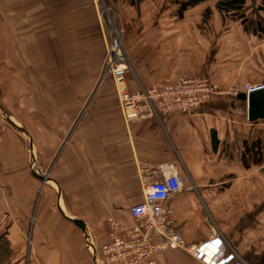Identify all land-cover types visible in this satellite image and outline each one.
Here are the masks:
<instances>
[{
    "label": "crops",
    "instance_id": "1",
    "mask_svg": "<svg viewBox=\"0 0 264 264\" xmlns=\"http://www.w3.org/2000/svg\"><path fill=\"white\" fill-rule=\"evenodd\" d=\"M108 1L133 51L130 91L202 76L217 92L187 113L129 121L112 80L94 92L106 42L99 0H0V264H94L107 219L132 222L129 207L143 197L140 164H174L181 174L167 205L187 244L215 230L245 261L263 264L264 118L249 121L242 98L243 86L264 84L259 0H245L247 21L230 24L216 9L210 19L177 18L164 0ZM155 259L203 264L181 249Z\"/></svg>",
    "mask_w": 264,
    "mask_h": 264
},
{
    "label": "built area",
    "instance_id": "2",
    "mask_svg": "<svg viewBox=\"0 0 264 264\" xmlns=\"http://www.w3.org/2000/svg\"><path fill=\"white\" fill-rule=\"evenodd\" d=\"M120 49L122 41H112L105 50L103 64L110 70L119 104L129 121L159 119L160 114L171 111L187 113L207 103L217 92V85L202 76H181L130 91L125 84L129 64L124 62ZM258 87H248L245 93ZM138 171L143 197L129 207L132 222L121 225L112 217L107 219L109 233L94 264H156V255L171 249H181L203 264H247L215 230L201 243L189 245L174 229L167 202L183 187V178L174 164H140Z\"/></svg>",
    "mask_w": 264,
    "mask_h": 264
},
{
    "label": "rangeland",
    "instance_id": "3",
    "mask_svg": "<svg viewBox=\"0 0 264 264\" xmlns=\"http://www.w3.org/2000/svg\"><path fill=\"white\" fill-rule=\"evenodd\" d=\"M173 1L174 0H164L163 4H160V6H161V8H163L165 10H169V12L171 14H173L174 8L177 6V3L173 2ZM206 5H209L211 8H206ZM99 6L101 7V12H102V14H103V16L105 18L103 20H104L105 26H106V28L104 27V31L106 33L105 35H106V41L107 42H105L104 51L111 45L112 41L114 42L115 39L119 43H120V41H122L123 49H120V50L122 51V54L124 56V62L129 64V69H128L127 73H131L133 71V63L131 61V54H132L133 51L128 49L126 47L125 43L123 42V38L125 39V37L127 36L124 33L125 32V26H124L125 19L121 18V17H118L119 16L118 11H120V9H119L117 4H115L113 2L110 4V2L108 0H99ZM209 9H212V10L216 9L215 8V4H214V0H209L208 3L200 2V3L194 4V5L190 6L189 8H187V10L185 12L187 13L186 15H188V16H190V15L191 16L192 15L193 16H197V14L199 12H201V16L203 18H209V15H208L209 14ZM204 12H205V14H204ZM224 17L227 20V24H230V23H233V22H238L241 19V18H238L237 16H232V15H226V16H223V18ZM212 20H214V19L212 18ZM243 20L245 21L246 18L243 19ZM245 25L246 26H251L249 22H246ZM117 35H118V38L116 37ZM130 36H132V35H130ZM107 37H108V39H107ZM133 38H134V41H135L136 39L139 38V35H137V36L133 35ZM103 63L104 62H102V64H101V70H100V73H99V78H98V80H97V82L95 84L94 92L96 90L101 89L102 86H104V84H105V82L107 80H109V79L112 80L111 73H109L110 70L106 69ZM20 69H21V67H20ZM21 73H23V72H21ZM25 83H27V82H25ZM31 85H33V84H31ZM35 87H36L35 89L37 91H39L38 87H41V85L40 86L35 85ZM20 88H21V91L24 90V86H23L22 83H21V87ZM242 88H244V91H246L248 86L245 85ZM258 88H261V87H258ZM24 100L27 102L30 99H26L25 98ZM33 101H34V99H33ZM21 103H23V102H21ZM21 103H20V100H19V105L23 106L24 104H21ZM20 109H22V108H20ZM22 113H24V111H17L16 112V114H18L20 116V118L23 117L24 123L26 124L27 116L26 115L23 116ZM21 135L26 139V135H24V134H21ZM39 164L42 166L43 170H47L48 169L47 166L49 165V162H47V163L40 162ZM260 172H261V187H263V189H264V148L263 147H261V152H260ZM38 189H39V187H38ZM37 193H38V191H37ZM5 229H7V227H5ZM26 230L23 231L24 232L23 237H28V232ZM245 262L247 264H258L256 261H253V260H251L250 262L249 261H245Z\"/></svg>",
    "mask_w": 264,
    "mask_h": 264
},
{
    "label": "trees",
    "instance_id": "4",
    "mask_svg": "<svg viewBox=\"0 0 264 264\" xmlns=\"http://www.w3.org/2000/svg\"><path fill=\"white\" fill-rule=\"evenodd\" d=\"M115 1V0H114ZM131 2V0H128ZM209 0H174L173 2L177 3V6L174 8L173 16L177 18H181L183 13L190 6L205 2ZM136 4L140 3L141 0H134ZM215 8L222 13L223 16L232 15L245 19L244 15L240 12L242 10L243 5L245 4V0H214ZM257 9L262 13L264 18V0H259V4ZM258 31H264V26L257 24ZM256 162V160H255ZM260 262L264 264V254L260 257Z\"/></svg>",
    "mask_w": 264,
    "mask_h": 264
},
{
    "label": "water",
    "instance_id": "5",
    "mask_svg": "<svg viewBox=\"0 0 264 264\" xmlns=\"http://www.w3.org/2000/svg\"><path fill=\"white\" fill-rule=\"evenodd\" d=\"M242 98H247V117L249 121H255L264 118V84L261 88L250 91L247 94L242 95ZM20 130L24 131L21 127ZM42 181L44 177H38ZM73 223L79 226L83 230L82 222L79 219H70Z\"/></svg>",
    "mask_w": 264,
    "mask_h": 264
},
{
    "label": "bare ground",
    "instance_id": "6",
    "mask_svg": "<svg viewBox=\"0 0 264 264\" xmlns=\"http://www.w3.org/2000/svg\"><path fill=\"white\" fill-rule=\"evenodd\" d=\"M104 29V28H103ZM106 34V33H105ZM107 39H108V37H107ZM107 42V41H106ZM107 44V43H106ZM105 53H106V51H104V56H105ZM104 56H103V62H104ZM117 56H119L118 54H113V57H117ZM110 57H111V54H110ZM261 86V85H260ZM254 87H257V86H253V87H249V88H254ZM257 89V88H256ZM123 112V111H122ZM203 251L204 252H206L207 254H208V251L206 250V249H203Z\"/></svg>",
    "mask_w": 264,
    "mask_h": 264
}]
</instances>
